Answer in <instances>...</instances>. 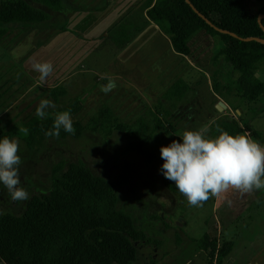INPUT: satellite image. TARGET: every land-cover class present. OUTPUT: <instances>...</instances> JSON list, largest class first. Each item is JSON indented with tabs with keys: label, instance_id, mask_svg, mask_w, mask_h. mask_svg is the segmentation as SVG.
<instances>
[{
	"label": "rangeland",
	"instance_id": "obj_1",
	"mask_svg": "<svg viewBox=\"0 0 264 264\" xmlns=\"http://www.w3.org/2000/svg\"><path fill=\"white\" fill-rule=\"evenodd\" d=\"M26 1L46 11L48 19L40 24L0 23V29L6 30L0 35V130L17 127L12 139L19 141L20 186L29 198L50 187L56 163L64 161L66 170L70 163L81 161L97 176L126 179L117 206L151 239L133 242L137 257L132 264H264V190H232L193 207L180 192L166 188L160 171L162 146L182 142L179 136L185 130L208 129L224 115L240 116L241 123L248 122L259 132V143L264 145L262 99L248 104L233 98L240 105L235 111L215 108L223 99L214 94L212 78L230 70L217 54L222 48L219 38L199 31L189 40V54L177 56L168 38L145 20L147 0H62L59 11ZM247 4L256 12L264 0ZM46 61L54 71L41 83L33 65ZM178 79L186 81L190 90L172 107L164 92ZM258 80L264 81V66L237 73L229 81L245 88ZM102 83L108 87L103 89ZM55 87L64 88L66 94L54 99L50 91ZM45 99L55 105L48 113L70 111L72 121L81 122L85 130L79 138H47L31 150L20 129L37 117L36 108ZM165 110L170 113L167 117ZM156 117L163 121L152 135V160L136 152L124 153L127 139L113 127L114 119L127 124L142 120L152 127ZM205 136L210 138L207 132ZM26 201H12L0 185V213L20 215ZM205 234L217 240V249L223 241H234L220 263L216 252L211 255L197 246L195 241Z\"/></svg>",
	"mask_w": 264,
	"mask_h": 264
},
{
	"label": "trees",
	"instance_id": "obj_2",
	"mask_svg": "<svg viewBox=\"0 0 264 264\" xmlns=\"http://www.w3.org/2000/svg\"><path fill=\"white\" fill-rule=\"evenodd\" d=\"M52 11H59L62 0H33ZM194 11L186 0H147L144 3L146 21L156 25L168 38L175 55L189 54V40L197 32L203 31L209 36L217 37L222 43L218 56H222L230 67L227 75L220 72L212 78L213 92L228 105L239 109L233 98L242 103H253L257 99L264 101V81H254L245 88L236 84V93L232 95L229 81L237 73L257 71L264 66V4L256 12L248 7V0H189ZM216 16L213 18L212 16ZM203 16V17H202ZM205 18V19H204ZM48 19L46 11L36 8L26 0H0V23L40 24ZM215 27L227 30L236 35L221 33ZM6 32L0 29V35ZM129 41H122L127 45ZM217 58V57H215ZM190 90L189 84L178 79L164 92V99L174 107L182 101ZM57 99L65 95L62 87L50 91ZM2 93L0 91V100ZM56 109L48 113L47 118L32 117L23 123L29 129L24 142L28 149H38L48 137L45 132L52 128ZM104 112L100 114L103 118ZM168 110L164 117L169 116ZM234 116L224 115L210 123L207 133L210 138L219 135L218 129L231 135H245L261 142L258 131L252 129L248 122L241 123ZM113 127L122 132L127 145L123 152H136L145 155L147 161L153 158L149 147L156 128L162 125L163 119L156 117L151 127L146 121L137 120L133 124L114 119ZM75 134L61 129L59 139L79 138L84 126L73 121ZM17 134V127L0 130V138L10 139ZM64 161L53 166L50 187L38 194H33L27 201L23 213L15 215L9 212L0 213V264H132L137 257V248L133 242H150L145 232L135 226L130 214L120 210L118 191L126 183L121 177L107 180L97 176L81 161L70 163L66 170ZM166 188L179 193L174 182L163 177ZM199 249L215 252L220 263L234 247V241H223L217 249V240L209 234L195 241Z\"/></svg>",
	"mask_w": 264,
	"mask_h": 264
},
{
	"label": "clouds",
	"instance_id": "obj_3",
	"mask_svg": "<svg viewBox=\"0 0 264 264\" xmlns=\"http://www.w3.org/2000/svg\"><path fill=\"white\" fill-rule=\"evenodd\" d=\"M33 69L39 72L41 83L52 75L50 61L38 62ZM55 108L50 100H42L36 108V116L45 119L47 110ZM61 129L75 134L70 111L55 114L52 128L45 132L48 137L59 138ZM28 135L29 129H20ZM215 138L205 136L206 128L185 130L182 142L173 140L160 148L164 163L160 171L174 182L188 204L200 207L213 197H220L229 190L251 193L264 190V145L247 135H231L218 129ZM19 141L8 136L0 138V185H3L12 201H26L29 192L21 187L19 166L22 163Z\"/></svg>",
	"mask_w": 264,
	"mask_h": 264
},
{
	"label": "water",
	"instance_id": "obj_4",
	"mask_svg": "<svg viewBox=\"0 0 264 264\" xmlns=\"http://www.w3.org/2000/svg\"><path fill=\"white\" fill-rule=\"evenodd\" d=\"M187 1V3H189L190 5H191V7H192V9L194 10V11H196V9H195V7L189 2V0H186ZM203 17V16H202ZM264 18V14H260L259 16H258V21H259V23H260V20L261 19H263ZM205 19V18H204ZM208 23H210L212 26H214V24H212L209 20H206ZM215 27V26H214ZM262 28H263V30H264V27L263 26H261ZM215 29H217L219 32H221V33H229V34H231V35H233V36H235L236 37V35L234 34V33H231V32H229V31H227V30H222V29H219V28H217V27H215ZM250 39H254V40H256V41H260V42H263L264 43V40H262V39H259V38H255V37H253V38H244V40H250ZM110 84H112V83H110ZM101 87L103 88V89H105V88H107L108 87V84L107 83H102L101 84ZM215 108L218 110V111H222L223 109H225V108H227V105L222 101V100H219V101H217V103L215 104Z\"/></svg>",
	"mask_w": 264,
	"mask_h": 264
},
{
	"label": "crops",
	"instance_id": "obj_5",
	"mask_svg": "<svg viewBox=\"0 0 264 264\" xmlns=\"http://www.w3.org/2000/svg\"><path fill=\"white\" fill-rule=\"evenodd\" d=\"M214 94H215V93H214ZM215 95H216V94H215ZM216 96H217V95H216ZM217 97H218V96H217ZM227 108H228V106H227ZM227 108H226V109H227ZM229 191H232V190H229ZM229 191H228V192H229ZM223 194H224V193H223ZM223 194H221V196H223Z\"/></svg>",
	"mask_w": 264,
	"mask_h": 264
}]
</instances>
